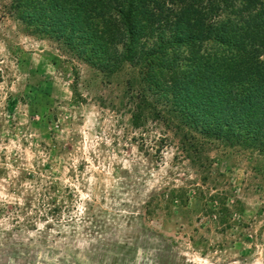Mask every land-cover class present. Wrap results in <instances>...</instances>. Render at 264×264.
Masks as SVG:
<instances>
[{
    "label": "rangeland",
    "instance_id": "1",
    "mask_svg": "<svg viewBox=\"0 0 264 264\" xmlns=\"http://www.w3.org/2000/svg\"><path fill=\"white\" fill-rule=\"evenodd\" d=\"M33 5L0 0V264H264V157L133 124L128 62Z\"/></svg>",
    "mask_w": 264,
    "mask_h": 264
},
{
    "label": "trees",
    "instance_id": "2",
    "mask_svg": "<svg viewBox=\"0 0 264 264\" xmlns=\"http://www.w3.org/2000/svg\"><path fill=\"white\" fill-rule=\"evenodd\" d=\"M33 4L61 10L70 36L79 35L105 75L128 62L133 124H163L187 151H200V139L264 157V0Z\"/></svg>",
    "mask_w": 264,
    "mask_h": 264
}]
</instances>
